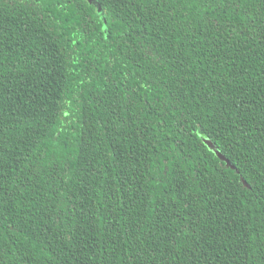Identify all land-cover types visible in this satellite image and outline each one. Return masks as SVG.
Masks as SVG:
<instances>
[{
	"label": "trees",
	"instance_id": "16d2710c",
	"mask_svg": "<svg viewBox=\"0 0 264 264\" xmlns=\"http://www.w3.org/2000/svg\"><path fill=\"white\" fill-rule=\"evenodd\" d=\"M97 1L107 23L85 0H0V144L38 173L5 199L0 264H126L146 234L157 264L201 237L209 264H264L259 25L174 4L142 38L122 0Z\"/></svg>",
	"mask_w": 264,
	"mask_h": 264
},
{
	"label": "snow or ice",
	"instance_id": "6c2138e0",
	"mask_svg": "<svg viewBox=\"0 0 264 264\" xmlns=\"http://www.w3.org/2000/svg\"><path fill=\"white\" fill-rule=\"evenodd\" d=\"M27 2L29 7H38L40 5V0H27ZM85 2L90 3L89 0H85ZM122 3L123 9L121 14H130L132 15V19L134 22L146 26L145 30L141 33L142 38L143 36H148L152 31V28H155L157 10H162L165 7L171 9L173 8L174 4H181L197 10L202 7L205 9L211 8L213 12L227 15L230 19L240 17L241 24L243 25V28L239 29L241 31V34H243L245 30L254 33L257 29V26L259 25V40L261 42H264V0H122ZM254 3L259 4V8L256 12L250 11L251 6ZM113 7H115L114 4ZM132 9H136V12L132 13ZM104 22H108L107 18ZM207 22L219 27V21L215 18V16L209 19ZM147 25H152V28H148ZM128 26L131 27V24H129ZM147 55H152L151 49L147 50ZM2 100L3 85L2 83H0V115L3 114ZM240 104L242 105V107L238 110L242 112H251L255 107L254 105L246 103L243 99H241ZM262 112H264V109H262ZM2 129L3 123L2 121H0V135H2ZM237 130H239V128ZM247 130L252 132L253 135L258 134L261 139H264V120H261L260 127H256L255 125H253ZM18 163H23V161H18ZM32 163L35 164L36 161H32ZM6 164L7 161L5 159V148L2 144H0V213L6 210L4 208L5 199L11 201L21 189L28 186L30 178H38V173L36 172V170L33 169L31 171H28L27 165H25L24 168L17 170L16 168L10 166L6 168ZM17 171H19V174L15 175L14 177V183L17 185V190L16 192L8 194L6 188L7 181L10 178V174L17 173ZM258 175L264 177V156L261 157ZM260 183L264 184V179H261ZM165 218H168V214L166 212ZM193 223L194 222L191 221L189 222L187 231L181 229V234L187 236L188 232H192ZM193 235L195 236V233H193ZM219 238L226 239V237H224L222 234H220ZM133 239L135 240L134 233ZM150 239V234H146L142 242L136 243V246L131 249L132 255L128 256L126 259V264H137V262L141 259V256H143L144 258V264H149V254H151L152 257L150 264H157L158 255L162 257L163 253L159 252L158 247L153 248L152 244L149 243ZM209 239H214V237L209 236ZM143 244H147L148 246L145 248L142 246ZM171 245L172 247L169 252L170 256L174 257L176 260H179L180 257L177 255V253L179 252L183 254V261L181 262V264H209L208 250L203 245L202 237L199 239H195L191 243V245H184L182 247L177 246L176 240L173 239ZM165 247L167 248L168 245L166 244Z\"/></svg>",
	"mask_w": 264,
	"mask_h": 264
},
{
	"label": "water",
	"instance_id": "95a60500",
	"mask_svg": "<svg viewBox=\"0 0 264 264\" xmlns=\"http://www.w3.org/2000/svg\"><path fill=\"white\" fill-rule=\"evenodd\" d=\"M207 144H208V146H209L212 150H214V152L218 155V157H219L222 161L226 162L227 165H228L229 167L235 169V167H234V166L232 165V163L226 158V156H224L220 151H218V150L216 149V147H215L211 142L207 141Z\"/></svg>",
	"mask_w": 264,
	"mask_h": 264
},
{
	"label": "rangeland",
	"instance_id": "374dc122",
	"mask_svg": "<svg viewBox=\"0 0 264 264\" xmlns=\"http://www.w3.org/2000/svg\"><path fill=\"white\" fill-rule=\"evenodd\" d=\"M91 5H94L96 7L97 12L100 14L102 19H105V11L102 5L97 0H89Z\"/></svg>",
	"mask_w": 264,
	"mask_h": 264
}]
</instances>
